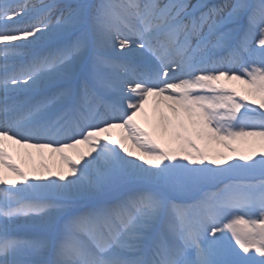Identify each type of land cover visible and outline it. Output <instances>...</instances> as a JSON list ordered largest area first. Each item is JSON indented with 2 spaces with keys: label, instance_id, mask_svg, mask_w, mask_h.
I'll use <instances>...</instances> for the list:
<instances>
[{
  "label": "snow or ice",
  "instance_id": "1",
  "mask_svg": "<svg viewBox=\"0 0 264 264\" xmlns=\"http://www.w3.org/2000/svg\"><path fill=\"white\" fill-rule=\"evenodd\" d=\"M0 264H264V0H0Z\"/></svg>",
  "mask_w": 264,
  "mask_h": 264
},
{
  "label": "bare ground",
  "instance_id": "2",
  "mask_svg": "<svg viewBox=\"0 0 264 264\" xmlns=\"http://www.w3.org/2000/svg\"><path fill=\"white\" fill-rule=\"evenodd\" d=\"M233 83V82H229ZM148 104L145 106V114H138L137 116V123L140 124L142 128H144L148 132H153V99L149 98ZM162 110L169 116L172 115L170 111L164 105H161ZM151 130V131H150ZM120 135V130L116 129L113 131V137L118 138ZM156 137L160 141L166 140L167 136H160L159 133H154ZM167 137V138H166ZM126 146L129 148L130 151L135 153L136 155H140V152L138 149L134 146L133 141L126 140L125 141ZM67 155L71 156L73 159L76 158L78 153H69L66 152ZM12 156L15 162L26 172L28 173L29 177L31 178L37 173H44L47 174V169H51L52 171H59L64 170L67 171V165H65L59 157V154H52V153H46L45 150L38 151L35 149H21L19 146H15L12 149ZM42 165H46L47 168L42 167ZM7 177L9 179H15V177L11 173H6Z\"/></svg>",
  "mask_w": 264,
  "mask_h": 264
},
{
  "label": "rangeland",
  "instance_id": "3",
  "mask_svg": "<svg viewBox=\"0 0 264 264\" xmlns=\"http://www.w3.org/2000/svg\"><path fill=\"white\" fill-rule=\"evenodd\" d=\"M229 84H230V86H235L237 88H240L241 87L238 82H233V83H229ZM245 103H247V101H245ZM253 107H258V105H253ZM241 111H243V109ZM113 131H115V130H113ZM112 135H113V132H112ZM154 139H156L159 143H161V146L162 147L172 146V145L169 144V138H167L164 141H160L158 139V137H156V135H154ZM251 140H252V138H238L237 140L229 141L228 143L231 145L232 148H236L240 152H248L252 147H256L257 150H259V144L257 143L255 145H253L251 143ZM197 143L200 145L201 148H205V142L204 141H198ZM208 148H210L212 150L211 154L214 155V156H216L217 159H220L221 158L218 155V153H222L223 156H234L235 155L234 153H232L230 151V149L228 147H225L223 144H218L216 142H212V144L209 145ZM79 149L80 150H84L85 149V146L80 145L79 146ZM45 151H46V153L47 152L49 153L48 150H45ZM138 151L140 152L139 149H138ZM68 152L71 153V154L72 153H77V150L76 149L68 150ZM236 158L238 159V155H236Z\"/></svg>",
  "mask_w": 264,
  "mask_h": 264
}]
</instances>
